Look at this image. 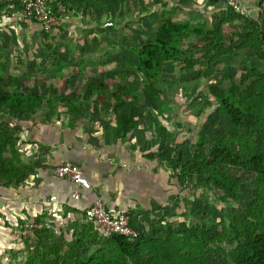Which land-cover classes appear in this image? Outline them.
<instances>
[{
    "label": "rangeland",
    "instance_id": "rangeland-1",
    "mask_svg": "<svg viewBox=\"0 0 264 264\" xmlns=\"http://www.w3.org/2000/svg\"><path fill=\"white\" fill-rule=\"evenodd\" d=\"M224 3V0H123L100 14L86 11V15L81 14L82 17L78 19L66 17L67 22H61L59 28L57 26L48 36L36 25L13 18L9 12H0V76L9 87L21 92L59 94L72 100L80 98L87 85L93 83L102 89L104 95L96 99L89 94V101L73 115L74 120L71 124L69 121V127L83 124L85 121L82 120L90 119L91 115L97 117L96 114H102L107 121L120 114L118 112H123L137 123L136 137L145 143L146 156L159 158L165 155L168 158L169 161L164 160L163 163L171 195L164 204L153 205V209L148 211L155 215V220L142 215L134 225L140 228L141 234L145 235L146 232L147 237L158 230L185 229L191 224H199L204 230L216 234L231 222L235 213L243 214L242 210L247 207L246 199L229 204L220 202L213 196L211 185L204 177L189 175L182 180L180 169L176 166L192 160L200 135L203 139L210 135L219 136V131L211 134L207 127L213 108L197 114V103L200 101L199 93H207L209 86L227 90L231 85L228 76L216 73L214 78L207 81L194 79L192 71H181L178 63H170L165 69L166 78L154 82L163 91L162 96L139 93L140 103L116 104V109L106 99L107 90L117 88L122 78L127 75L129 81L134 78L130 70L126 71L127 75L122 72L123 67L131 65L135 68V50L151 40L158 22L172 19L216 26V18L227 15ZM248 16L256 21L252 9ZM242 34L239 20L224 25L225 42H237L236 46L239 47ZM189 41L193 52L201 51L204 39L191 37ZM220 61L229 63L226 69L234 83L239 85L245 67H254L255 61L259 60L251 50L240 49L232 56L222 57ZM59 110L57 114L60 116L57 118L63 115ZM41 112H48V108L36 112L31 119L21 121L19 126L33 121ZM71 116L69 114V118ZM62 119L65 124L66 116ZM232 146L236 148L235 144ZM209 147V144L205 145L204 150L208 151ZM229 174L243 176L240 169L234 168ZM250 178L251 175L246 174L240 180V193L243 196L251 194L252 186L248 187ZM67 229L70 238H62L53 228L48 230L52 237L64 240L66 249L77 252L79 256H88L105 245V241H102L104 238L95 230L82 234L75 232L73 225ZM46 239L45 243L50 244L51 240ZM38 241V238L26 239L23 241L24 247L0 253V264L22 262L25 251ZM227 250L226 244L214 242L208 248L209 262L222 264Z\"/></svg>",
    "mask_w": 264,
    "mask_h": 264
},
{
    "label": "trees",
    "instance_id": "trees-1",
    "mask_svg": "<svg viewBox=\"0 0 264 264\" xmlns=\"http://www.w3.org/2000/svg\"><path fill=\"white\" fill-rule=\"evenodd\" d=\"M59 1L65 9L63 17L68 13L65 17L81 18L86 11L100 14L123 0ZM3 7L0 4V12ZM225 8L227 15L216 18V26L172 19L158 22L151 40L135 50V68L131 65L123 67L122 72L130 70L134 78L129 81L126 73L127 77L122 78L117 88L107 90L106 99L116 109V104L140 103L139 93L162 96L163 91L154 82L166 78L165 69L170 63H178L181 71H192L194 79L207 81L216 73L228 76L231 85L227 90L209 86L207 93H199L200 101L197 103V114L213 108L207 127L211 134L219 131V136L210 135L203 139L200 135L192 160L181 166L175 165L180 169L182 180L189 175L204 177L211 185L213 196L222 203L248 200L243 214L235 213L231 222L216 234L204 230L199 224H191L185 229L158 230L147 237L134 225L139 215L147 216L150 212L130 211L127 213L130 224L138 231L137 238L100 236L104 238L105 245L88 256H79L77 252L66 249L64 240L52 237L50 231L43 227L36 231L35 237L28 238H38L39 241L25 251L24 260L17 264H211L208 248L214 242L228 246L222 264H264V72L246 66L242 83L236 85L226 69L229 63L220 61L240 49H248L264 62V27L258 28L251 16L236 12L227 5ZM54 13L62 15L56 10ZM233 20L240 21L243 32L239 47L237 42H225L223 36L224 25ZM44 34L48 36L49 33ZM191 37L204 39L201 51H192ZM89 94L96 99L104 95L102 89L93 83L87 85L80 98L72 100L59 94L21 92L9 87L0 76V181L14 185L28 181L31 168L19 159V135L16 134L21 121L31 119L45 107L51 115L60 109L74 117L89 101ZM118 122L123 136L137 126L127 114L120 115ZM207 144L210 145L208 151L204 150ZM159 159L162 162L168 160L165 155ZM233 168L240 169L243 176L251 175L248 182V187L252 186L250 195L240 193L243 176L229 174ZM46 238L51 240L50 244L45 243Z\"/></svg>",
    "mask_w": 264,
    "mask_h": 264
},
{
    "label": "crops",
    "instance_id": "crops-1",
    "mask_svg": "<svg viewBox=\"0 0 264 264\" xmlns=\"http://www.w3.org/2000/svg\"><path fill=\"white\" fill-rule=\"evenodd\" d=\"M247 6L255 15L254 6ZM257 20L258 28L264 27ZM254 67L264 72V62L255 61ZM118 113L107 121L95 113L97 117L91 115L83 124L69 127L74 120L69 112H63L61 118L57 112H41L18 127L19 159L31 170L25 184L0 181V253L25 246L26 239L15 230L26 220L42 219L46 229H55L62 238L69 236L66 230L72 225L77 233L95 230L101 236L82 212L93 200H102L114 211L128 212H146L168 200L171 191L165 164L156 156H146L145 143L136 137L137 127L123 136L118 118L124 113ZM65 161L77 164L83 172L77 201L71 198V185L54 174L55 167ZM50 196L55 200L48 201ZM149 214L143 217L155 220Z\"/></svg>",
    "mask_w": 264,
    "mask_h": 264
},
{
    "label": "built area",
    "instance_id": "built-area-1",
    "mask_svg": "<svg viewBox=\"0 0 264 264\" xmlns=\"http://www.w3.org/2000/svg\"><path fill=\"white\" fill-rule=\"evenodd\" d=\"M0 1L4 5L3 12L11 13L13 18L29 21L45 33H52L61 24L65 12L64 6L59 0ZM225 3L236 12L246 16L250 14V8L247 5L254 6L257 22L264 24V0H225ZM54 10L62 15L56 16ZM54 174L58 179L71 185V198L75 201L79 200L83 178L81 168L73 162L65 161L55 167ZM54 200L55 196L48 198V201ZM82 212L103 237L121 235L134 240L138 236V231L130 224V218L126 210L114 211L107 208L102 200L95 199L83 208ZM45 226V222L40 219L26 220L16 228L15 233L23 239L33 238L36 231Z\"/></svg>",
    "mask_w": 264,
    "mask_h": 264
}]
</instances>
